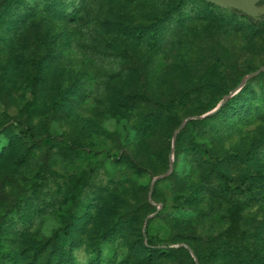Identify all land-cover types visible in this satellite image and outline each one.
<instances>
[{"label":"rangeland","instance_id":"rangeland-1","mask_svg":"<svg viewBox=\"0 0 264 264\" xmlns=\"http://www.w3.org/2000/svg\"><path fill=\"white\" fill-rule=\"evenodd\" d=\"M232 9L0 0V264H264V70L197 118L264 68Z\"/></svg>","mask_w":264,"mask_h":264},{"label":"water","instance_id":"water-1","mask_svg":"<svg viewBox=\"0 0 264 264\" xmlns=\"http://www.w3.org/2000/svg\"><path fill=\"white\" fill-rule=\"evenodd\" d=\"M210 1H212V2H214V3H217V4H219V5H224V6H229V7H234L235 9H243L242 7H241V5L243 4V2H246L245 0H243V1H241V2H235V1H233V2H228V1H225V0H210ZM258 0H253V1H251V3H253V4H255L256 5V2H257ZM257 6H259V5H257ZM262 11H264V5H261V6H259V9H258V11L257 12H254V13H256V14H258V13H262ZM244 12H247V13H250V14H253V12H251V11H244ZM262 70H264V68H259V69H257V70H255V71H253V72H251V73H249V74H247V75H245L242 79H241V81L238 83V85H237V87L235 88V89H233L232 91H230L229 92V94L212 110V111H210V112H208V113H206V114H204V115H202L201 117H197V118H204L205 116H207V115H210V114H212V113H214L216 110H218L219 108H220V106L224 103V101L225 100H227L230 96H232L233 94H235L237 91H239L240 90V88L247 82V80L248 79H250L251 77H253V76H255V75H257V74H259ZM191 118H185L181 123H180V125L177 127V129L174 131V134H173V140H172V144H171V148H173V146H174V143H175V137H176V135H177V133L185 126V124L190 120ZM171 172V162H170V165H169V169H168V171L166 172V173H164L163 175H161V176H157V177H155L154 179H153V181H152V183H155V182H157L159 179H161L162 177H164V176H166L168 173H170ZM150 195H151V188H150V192H149V197H150Z\"/></svg>","mask_w":264,"mask_h":264},{"label":"trees","instance_id":"trees-1","mask_svg":"<svg viewBox=\"0 0 264 264\" xmlns=\"http://www.w3.org/2000/svg\"><path fill=\"white\" fill-rule=\"evenodd\" d=\"M256 5H259V6L264 5V0H258V1L256 2ZM47 12H50V11H47ZM232 14H234V15H238V16H244V17H246L250 22H253V23L258 22V20L263 16L262 13H258V14H256V17H253V16H251L252 14L247 13V12H244V11L239 10V9H232ZM26 15L28 16V18L33 17V16H35V11H26ZM241 79H242V78H240V79L238 80V83L241 81ZM246 84H247V82H246V83L240 88V90H239L238 92L242 91V90L245 88ZM237 94H238V93H235V94H233L232 96H230L227 100L224 101V103L229 102V101H230L231 99H233ZM224 103H223L220 107H222V106L224 105ZM219 109H220V108H219ZM205 117H206V116H205ZM192 121H193V122H198V120H192ZM188 122H189V121H188ZM188 122H187V123H188ZM210 254H211V253H210Z\"/></svg>","mask_w":264,"mask_h":264}]
</instances>
